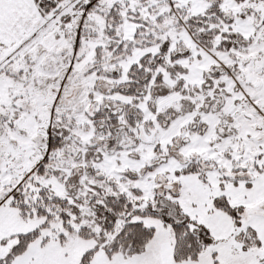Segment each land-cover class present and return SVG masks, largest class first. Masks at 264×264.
<instances>
[{"label":"snow or ice","instance_id":"obj_1","mask_svg":"<svg viewBox=\"0 0 264 264\" xmlns=\"http://www.w3.org/2000/svg\"><path fill=\"white\" fill-rule=\"evenodd\" d=\"M0 264H264V0H0Z\"/></svg>","mask_w":264,"mask_h":264}]
</instances>
